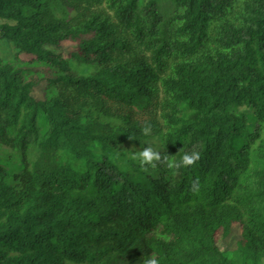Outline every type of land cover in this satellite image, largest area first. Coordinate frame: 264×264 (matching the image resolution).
<instances>
[{
	"label": "trees",
	"instance_id": "trees-1",
	"mask_svg": "<svg viewBox=\"0 0 264 264\" xmlns=\"http://www.w3.org/2000/svg\"><path fill=\"white\" fill-rule=\"evenodd\" d=\"M3 43L0 264H264V0H0Z\"/></svg>",
	"mask_w": 264,
	"mask_h": 264
},
{
	"label": "clouds",
	"instance_id": "clouds-1",
	"mask_svg": "<svg viewBox=\"0 0 264 264\" xmlns=\"http://www.w3.org/2000/svg\"><path fill=\"white\" fill-rule=\"evenodd\" d=\"M144 133L146 135L151 133V125H146L144 127ZM158 139H153L151 142H146L145 145L140 148V150L136 153V160L140 164L142 168L145 170L148 167H155L156 163L161 161L165 155H161L162 150L158 147L159 145ZM165 145L163 146L164 149ZM199 159L198 153H188L185 152L179 162L172 161L170 166L178 167V166H190L194 164ZM199 184L198 181H194L192 185L193 191L198 190ZM147 264H158L156 259L149 260Z\"/></svg>",
	"mask_w": 264,
	"mask_h": 264
},
{
	"label": "rangeland",
	"instance_id": "rangeland-1",
	"mask_svg": "<svg viewBox=\"0 0 264 264\" xmlns=\"http://www.w3.org/2000/svg\"><path fill=\"white\" fill-rule=\"evenodd\" d=\"M62 47H63V55L68 57L69 53L76 49V43L72 40H65L62 42ZM12 53H13V50L6 43H3L0 45V55L1 56L5 57V58H11ZM21 57L27 59L29 57V55L23 53V54H21ZM34 95L38 96V97H42V89L40 87H36L34 89ZM233 230H235L234 236L235 237L238 236L237 226H233ZM219 246L222 249H225L227 251H230L234 247V246H232V242L229 240H225L224 242L220 241Z\"/></svg>",
	"mask_w": 264,
	"mask_h": 264
}]
</instances>
